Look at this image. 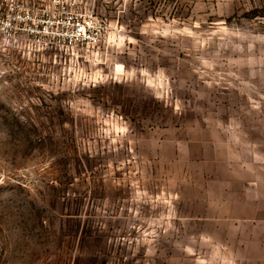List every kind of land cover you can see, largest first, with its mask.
<instances>
[{"label": "rangeland", "instance_id": "374dc122", "mask_svg": "<svg viewBox=\"0 0 264 264\" xmlns=\"http://www.w3.org/2000/svg\"><path fill=\"white\" fill-rule=\"evenodd\" d=\"M86 1L94 47L0 41V264H256L212 194L264 170V0Z\"/></svg>", "mask_w": 264, "mask_h": 264}, {"label": "built area", "instance_id": "2783aa9c", "mask_svg": "<svg viewBox=\"0 0 264 264\" xmlns=\"http://www.w3.org/2000/svg\"><path fill=\"white\" fill-rule=\"evenodd\" d=\"M86 0H0V41L35 52L98 45L109 26L84 11Z\"/></svg>", "mask_w": 264, "mask_h": 264}, {"label": "crops", "instance_id": "0c3cea01", "mask_svg": "<svg viewBox=\"0 0 264 264\" xmlns=\"http://www.w3.org/2000/svg\"><path fill=\"white\" fill-rule=\"evenodd\" d=\"M261 168L252 173V178H246L245 172L230 174L227 179L228 189L215 191L212 195L221 200V214L213 221L224 224L223 232L227 228L234 231L239 244V256L245 260H253L256 264H264V174ZM226 206L229 208L226 210ZM243 240H253L246 243ZM247 260V261H248Z\"/></svg>", "mask_w": 264, "mask_h": 264}]
</instances>
